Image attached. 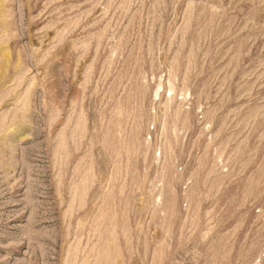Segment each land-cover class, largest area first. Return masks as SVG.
Here are the masks:
<instances>
[{"label": "rangeland", "instance_id": "1", "mask_svg": "<svg viewBox=\"0 0 264 264\" xmlns=\"http://www.w3.org/2000/svg\"><path fill=\"white\" fill-rule=\"evenodd\" d=\"M0 264H264V0H0Z\"/></svg>", "mask_w": 264, "mask_h": 264}, {"label": "bare ground", "instance_id": "2", "mask_svg": "<svg viewBox=\"0 0 264 264\" xmlns=\"http://www.w3.org/2000/svg\"><path fill=\"white\" fill-rule=\"evenodd\" d=\"M2 55H3L5 60H4V63L2 65H0V75L5 73V71L8 69V66H9V53L2 51ZM1 79H3V78H1Z\"/></svg>", "mask_w": 264, "mask_h": 264}]
</instances>
